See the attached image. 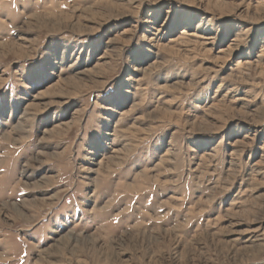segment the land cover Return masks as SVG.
Instances as JSON below:
<instances>
[{
  "label": "rangeland",
  "instance_id": "rangeland-1",
  "mask_svg": "<svg viewBox=\"0 0 264 264\" xmlns=\"http://www.w3.org/2000/svg\"><path fill=\"white\" fill-rule=\"evenodd\" d=\"M0 264H264V0H0Z\"/></svg>",
  "mask_w": 264,
  "mask_h": 264
}]
</instances>
